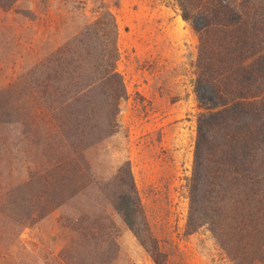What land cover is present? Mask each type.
Segmentation results:
<instances>
[{
	"label": "rangeland",
	"instance_id": "obj_1",
	"mask_svg": "<svg viewBox=\"0 0 264 264\" xmlns=\"http://www.w3.org/2000/svg\"><path fill=\"white\" fill-rule=\"evenodd\" d=\"M190 12L0 0V264H264V185L220 187L213 222L188 224L198 120L218 104ZM128 172L137 233L115 207Z\"/></svg>",
	"mask_w": 264,
	"mask_h": 264
},
{
	"label": "trees",
	"instance_id": "obj_2",
	"mask_svg": "<svg viewBox=\"0 0 264 264\" xmlns=\"http://www.w3.org/2000/svg\"><path fill=\"white\" fill-rule=\"evenodd\" d=\"M179 2L185 20H190V11L194 8L205 18L206 30H197L201 40L198 80L208 81L218 100L215 110L202 114L198 120L194 170L189 180L188 224L195 228L211 224L218 216L219 210L213 208L216 190L264 185V170L260 173L264 166V0H244L251 9L257 7L252 12V21L245 19L243 15H249L238 11L232 0ZM248 31L260 39L253 35L246 39ZM248 55L254 59L244 64ZM217 81L222 88L215 85ZM105 84L110 89V85ZM127 175L128 180L120 178L122 186L115 207L137 233L140 204L131 173ZM250 191L255 193L252 188ZM246 194L251 196V193ZM221 197L224 199L223 194ZM153 257L161 264L156 256Z\"/></svg>",
	"mask_w": 264,
	"mask_h": 264
}]
</instances>
